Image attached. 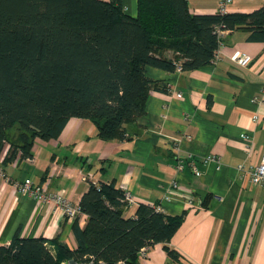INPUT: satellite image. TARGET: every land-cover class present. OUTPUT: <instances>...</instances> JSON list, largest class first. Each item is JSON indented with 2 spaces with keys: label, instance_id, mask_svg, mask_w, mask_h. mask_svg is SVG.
<instances>
[{
  "label": "crops",
  "instance_id": "1",
  "mask_svg": "<svg viewBox=\"0 0 264 264\" xmlns=\"http://www.w3.org/2000/svg\"><path fill=\"white\" fill-rule=\"evenodd\" d=\"M186 1L195 14L220 10L219 0ZM122 3L128 15H136L137 0ZM262 5L264 0H231L225 11ZM241 52L251 56L246 66L236 62ZM146 75L163 81L165 90L149 92L145 113L125 125L123 139L104 140L95 122L72 117L57 137H36L30 157L21 158L18 150L3 164L5 143L0 244L17 231L44 237L53 248L58 242L75 248L73 224L83 228L87 219L83 212L68 218L54 204L17 191L14 182L27 178L38 185L49 179L48 192L63 189L78 204L89 180L114 181L133 198L125 215H133L141 202L182 215L167 242L176 257L157 242L139 251V264H264V186L251 183L247 172L264 154V42L237 29L224 37L209 64L175 71L147 66ZM207 155L214 159L206 161ZM172 181L176 191L169 190Z\"/></svg>",
  "mask_w": 264,
  "mask_h": 264
},
{
  "label": "trees",
  "instance_id": "2",
  "mask_svg": "<svg viewBox=\"0 0 264 264\" xmlns=\"http://www.w3.org/2000/svg\"><path fill=\"white\" fill-rule=\"evenodd\" d=\"M237 29L264 42V5L248 12L195 14L186 0H137L128 15L122 0H0V152L2 163L31 156L36 137H57L72 117L96 123L104 140L126 137L125 125L145 113L149 92L165 83L146 67L195 69L213 61L224 37ZM124 190L89 180L79 207L86 214L73 233L76 247H55L16 231L0 244V264H59L92 256L103 264H139L142 248L167 242L182 215L148 203L125 215Z\"/></svg>",
  "mask_w": 264,
  "mask_h": 264
},
{
  "label": "built area",
  "instance_id": "3",
  "mask_svg": "<svg viewBox=\"0 0 264 264\" xmlns=\"http://www.w3.org/2000/svg\"><path fill=\"white\" fill-rule=\"evenodd\" d=\"M219 1H220L219 11L224 12L227 5L231 2V0H219ZM250 61H251V56L245 52H241L236 58V62L242 66L248 65ZM176 70H180L179 64L177 65ZM179 140H180L179 138L175 139V141L177 142H179ZM210 159H214V157L211 155H207L205 157L206 161ZM183 165H184V160L179 159L176 163L177 171H181V169L183 168ZM190 165H191L193 172L198 171L196 165L192 161H190ZM247 172H248L249 180L251 183L264 186V154L261 155L259 162L255 164L254 166H252ZM0 175L6 177L1 167H0ZM83 178L86 179V177H83ZM48 183H49V179L45 180L41 184L34 185L29 179L26 178L22 181L14 182L13 186L20 193L29 195L39 202H46L49 204L50 203L54 204L55 207L62 210L68 218H73L81 212L79 204L72 202L63 189L57 190L54 192H48L47 191ZM170 187L171 189L169 188V190L176 191L177 182L172 181V183L170 184ZM186 197L188 199V202H191L192 197L191 196H186ZM123 200L124 202H126L127 207L133 202V198L128 191L124 190ZM144 250L145 248H142L141 252H143ZM59 264H103V262L99 260H95L94 257L89 255L79 260H62L60 261Z\"/></svg>",
  "mask_w": 264,
  "mask_h": 264
}]
</instances>
